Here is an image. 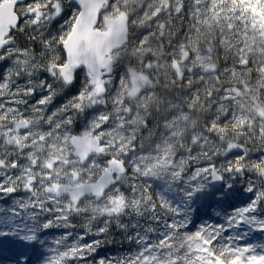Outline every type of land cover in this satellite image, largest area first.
<instances>
[{"label":"snow or ice","instance_id":"obj_1","mask_svg":"<svg viewBox=\"0 0 264 264\" xmlns=\"http://www.w3.org/2000/svg\"><path fill=\"white\" fill-rule=\"evenodd\" d=\"M0 65V264H88L113 226L135 251L98 264H264V0H0Z\"/></svg>","mask_w":264,"mask_h":264},{"label":"rangeland","instance_id":"obj_2","mask_svg":"<svg viewBox=\"0 0 264 264\" xmlns=\"http://www.w3.org/2000/svg\"><path fill=\"white\" fill-rule=\"evenodd\" d=\"M0 68H2V65H0ZM79 85L77 84L73 88L69 89L71 92H76L75 89H77ZM67 90V91H69ZM70 97H66L64 100L59 99L58 97L54 101V103L62 104L67 101ZM59 106V105H58ZM53 110L52 106H49V111ZM84 121L83 119H79L77 121V124L75 125L76 129H81ZM262 153L258 151H254L251 154V159L253 161L261 158ZM223 157H218L217 161L222 160ZM250 175V174H249ZM248 177H245L247 179ZM258 183V182H257ZM237 188V193L229 198L227 201L223 202L220 205H216L215 202H211L212 207H209L208 205H205L201 211L199 217L196 219V223L199 224L203 221H208L211 223H225L226 218L231 215L234 211V209L245 206L249 202V197L251 194L246 193L242 191L244 188V183L243 180L239 184L236 185ZM18 196L24 195V193H18ZM11 202V198H5L3 201H0V204H9ZM210 217V219H209ZM96 223H99L97 221ZM82 221L77 224V227L73 230L75 232H82L83 229L81 227ZM245 231H248V229H243ZM64 231L63 229L60 230H53V233L56 236H59L60 232ZM116 231L121 234L120 230L116 228ZM109 235V241L102 243V246H100L95 253L90 255L88 257V264H98V261L101 259H111L113 257L117 256H124L128 255L129 249H131L133 252L135 251V245L134 244H129V242L122 236V234L119 236L117 241L112 242L113 239ZM87 242H91L93 239H102L101 237L93 236V235H88L86 238ZM241 245H246V244H254V245H259V244H264V232L258 231V230H251L249 231V236L245 239L240 241ZM259 251V249H258Z\"/></svg>","mask_w":264,"mask_h":264},{"label":"bare ground","instance_id":"obj_3","mask_svg":"<svg viewBox=\"0 0 264 264\" xmlns=\"http://www.w3.org/2000/svg\"><path fill=\"white\" fill-rule=\"evenodd\" d=\"M78 89V88H77ZM77 89H75V90H77ZM75 92H71L70 90L69 91H66L65 93H63L62 95H60V96H58V98L59 99H61V100H64L66 97H71L73 94H74ZM58 105H60V104H56V103H53L52 105H50V106H52L53 107V109H55Z\"/></svg>","mask_w":264,"mask_h":264},{"label":"trees","instance_id":"obj_4","mask_svg":"<svg viewBox=\"0 0 264 264\" xmlns=\"http://www.w3.org/2000/svg\"><path fill=\"white\" fill-rule=\"evenodd\" d=\"M121 235V234H120ZM119 233L116 231V227L113 226L111 229H110V237H112V239H114V241H117V239L119 238Z\"/></svg>","mask_w":264,"mask_h":264}]
</instances>
